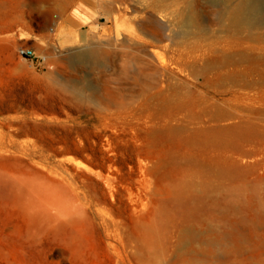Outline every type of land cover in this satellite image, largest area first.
<instances>
[{
  "label": "rangeland",
  "instance_id": "obj_1",
  "mask_svg": "<svg viewBox=\"0 0 264 264\" xmlns=\"http://www.w3.org/2000/svg\"><path fill=\"white\" fill-rule=\"evenodd\" d=\"M113 1L0 0V264H264V0L242 31L238 0H191L195 63L169 84L120 46L112 14L137 36L141 9Z\"/></svg>",
  "mask_w": 264,
  "mask_h": 264
},
{
  "label": "bare ground",
  "instance_id": "obj_2",
  "mask_svg": "<svg viewBox=\"0 0 264 264\" xmlns=\"http://www.w3.org/2000/svg\"><path fill=\"white\" fill-rule=\"evenodd\" d=\"M134 1L135 7L141 9V12L136 15H133L137 19L139 25V32L137 36L133 34H127L126 28L124 29L125 24L121 22V17L116 14H112L114 17V36L119 40L120 46L133 48L136 45V50L142 52L146 58L147 62L154 64L156 71L159 72L160 81L169 84L172 79L177 78V72L174 69L170 68L174 65V68L183 74L192 68V65L195 63L192 62L191 54L193 50V44L195 42L194 33L196 30L200 29L201 25L197 26L196 21V9L194 8V1L191 0H182L183 7L189 10V14L185 15L180 13L177 7V2L167 1V0H132ZM231 0H224V2H229ZM114 3H117V7L122 8L128 5L127 0H114ZM99 7V6H98ZM95 10V9H94ZM256 10V4L254 0H238V2L233 6H227L224 11L221 13V19L225 22V26L229 29H235V31L249 30L255 27L258 22L254 16ZM135 11V10H133ZM77 16L82 19V16L77 14ZM93 17V14L92 16ZM83 20V19H82ZM87 20H90L87 19ZM87 20H84L87 22ZM124 21L129 22V18H124ZM126 23V22H125ZM178 27V30L176 28ZM70 31V30H69ZM129 31V29H128ZM163 33H162V32ZM201 33L206 34V29L202 27ZM75 36V35H74ZM164 42H169L171 48H178V57H171L168 62L162 60V62L157 63L155 56L157 52L154 47L162 45ZM100 48L102 46H93L90 47L87 51H78L73 53L68 57L67 61L74 65L79 66L83 64H98L102 59L107 57L105 51H102ZM109 56V55H108ZM204 54H199L198 59H202ZM198 57V56H197ZM196 57V59H197ZM191 59V62L188 60ZM205 68V66H204ZM203 68V69H204ZM171 69V70H170ZM192 71V70H191ZM203 71V70H202ZM233 78V75L229 73L228 78ZM73 84H70L72 86ZM77 92L80 94V88L78 85H73ZM239 92H236L238 94ZM234 94V97L238 95ZM234 99L228 98L225 99V103L228 104ZM237 102V99H235ZM248 102H250L248 100ZM255 110L254 108L247 109L246 112H249L246 116L242 115L241 124H247V121H250L251 115ZM231 117L224 118L223 120H229ZM233 119V118H232ZM241 125V126H242ZM237 126V125H235Z\"/></svg>",
  "mask_w": 264,
  "mask_h": 264
},
{
  "label": "built area",
  "instance_id": "obj_3",
  "mask_svg": "<svg viewBox=\"0 0 264 264\" xmlns=\"http://www.w3.org/2000/svg\"><path fill=\"white\" fill-rule=\"evenodd\" d=\"M19 55L21 57L25 58V59H29V60H32V61H35V60L44 61L45 60V58H43V57H38L36 55L35 51L33 49H31V48H21L19 50Z\"/></svg>",
  "mask_w": 264,
  "mask_h": 264
},
{
  "label": "crops",
  "instance_id": "obj_4",
  "mask_svg": "<svg viewBox=\"0 0 264 264\" xmlns=\"http://www.w3.org/2000/svg\"><path fill=\"white\" fill-rule=\"evenodd\" d=\"M82 11H83V9H81V11H79L80 12V14L82 15H86V13H82ZM78 17V16H77ZM77 19V18H76ZM77 21H78V23L80 24V30H78V32H77V34H76V36H75V39L77 40V41H79V42H84L85 40H86V38H87V34H85V33H83V32H81V28L83 29L85 26H87V22H85L84 20H82V19H80L79 17H78V19H77Z\"/></svg>",
  "mask_w": 264,
  "mask_h": 264
}]
</instances>
